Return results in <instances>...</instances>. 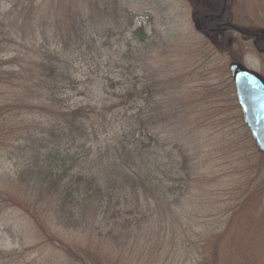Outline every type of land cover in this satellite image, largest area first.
Returning <instances> with one entry per match:
<instances>
[{
    "label": "trees",
    "instance_id": "1",
    "mask_svg": "<svg viewBox=\"0 0 264 264\" xmlns=\"http://www.w3.org/2000/svg\"><path fill=\"white\" fill-rule=\"evenodd\" d=\"M188 2L215 42L213 62L242 63L250 43L264 56L256 15L233 16L234 0ZM152 22L123 0H0V212L28 219L40 241L32 251L48 264H263L258 239L247 247L229 239L264 196V154L249 131L233 139L249 185L223 211L227 226H182L179 209L201 190L199 154L179 138L178 116L138 61ZM216 91L215 103L201 100L215 115L225 98L238 103L233 80ZM28 252L0 250V264Z\"/></svg>",
    "mask_w": 264,
    "mask_h": 264
},
{
    "label": "rangeland",
    "instance_id": "2",
    "mask_svg": "<svg viewBox=\"0 0 264 264\" xmlns=\"http://www.w3.org/2000/svg\"><path fill=\"white\" fill-rule=\"evenodd\" d=\"M123 2L134 12L152 15L153 22L147 27L152 37L150 45L138 61L146 68L147 78L165 92V108L178 116L174 125L179 138L189 142L199 154L196 186L201 190L193 191L185 207L179 209L183 214L182 226L188 230L197 227L198 232L224 230L228 217H224L223 211L241 195L235 193L241 189L243 194L249 185L242 172L250 165L245 164L243 155L239 158L244 153L242 146L236 148L233 144V139L244 136L248 129L235 98L233 104L230 96L225 98L223 108L226 109L220 115H215L216 106L206 105L201 100L215 103L214 99L210 100L211 90L216 91V85L222 84V80L225 83L232 80L227 74L232 63L227 57L218 59V64L210 58L215 42L200 32L193 21L188 0ZM233 5V16L254 19L256 15L264 33V0H234ZM235 37L239 40V35ZM252 46V43L247 46L249 52L244 54L242 63L264 75V56L256 53ZM116 76L120 77L119 74ZM185 236L189 237L188 232ZM233 237L238 238L236 244L240 247H247L258 239L257 253L264 255V196L254 197L248 210L232 225L229 239ZM82 241L90 242L87 238ZM39 243L32 224L20 211L0 212V250L10 253L26 249L29 250L27 254L31 252L26 259H7L5 264H48L45 259H36L39 250L32 251ZM174 260L168 259L166 264H198V259Z\"/></svg>",
    "mask_w": 264,
    "mask_h": 264
},
{
    "label": "water",
    "instance_id": "3",
    "mask_svg": "<svg viewBox=\"0 0 264 264\" xmlns=\"http://www.w3.org/2000/svg\"><path fill=\"white\" fill-rule=\"evenodd\" d=\"M229 71L243 121L258 149L264 153V79L239 62L232 63Z\"/></svg>",
    "mask_w": 264,
    "mask_h": 264
},
{
    "label": "flooded vegetation",
    "instance_id": "4",
    "mask_svg": "<svg viewBox=\"0 0 264 264\" xmlns=\"http://www.w3.org/2000/svg\"><path fill=\"white\" fill-rule=\"evenodd\" d=\"M263 78H264V75L263 74H260Z\"/></svg>",
    "mask_w": 264,
    "mask_h": 264
}]
</instances>
